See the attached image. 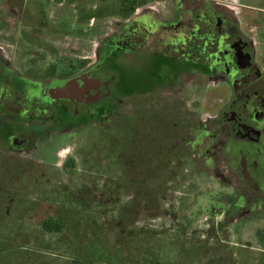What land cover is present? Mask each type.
I'll return each instance as SVG.
<instances>
[{
    "label": "rangeland",
    "instance_id": "1",
    "mask_svg": "<svg viewBox=\"0 0 264 264\" xmlns=\"http://www.w3.org/2000/svg\"><path fill=\"white\" fill-rule=\"evenodd\" d=\"M132 1L0 0V135L27 136L22 147L0 137V216L1 194L24 190L46 201L35 218L60 201L87 216L82 233L94 224L114 242L137 233L142 246L164 247L162 264H264V161L239 152L246 141L221 119L230 88L216 84L205 46L218 14L257 32L264 13L255 20L237 5L264 0H148L133 11ZM135 29L136 44L147 40L130 50ZM71 74L67 84L96 91L73 95L75 106L43 101L40 87ZM8 95L28 105L11 110ZM19 220L0 240L23 246L20 259L55 250L35 219Z\"/></svg>",
    "mask_w": 264,
    "mask_h": 264
},
{
    "label": "flooded vegetation",
    "instance_id": "2",
    "mask_svg": "<svg viewBox=\"0 0 264 264\" xmlns=\"http://www.w3.org/2000/svg\"><path fill=\"white\" fill-rule=\"evenodd\" d=\"M237 6H239L237 9H241L242 12L255 15V20H260L257 16L259 13H264V7H256L244 3H240ZM244 9H247L248 12L244 11ZM203 12V10L200 11L202 16H204ZM216 17L215 26L217 33L214 39L205 40V46L208 47L210 44L213 47L210 49L208 47V49L213 54L210 68L215 67V72L220 74L216 77V84L224 81L228 83L230 88V99L225 110L220 114L221 119L226 120L229 130L237 138L238 143L246 141V144H241L242 148L240 147L239 152H245L250 156L252 153H257V156L259 154L264 161V157H262L264 154V31H259L263 30L264 26L257 24V32H252V27L244 30L240 28L234 13L230 14V17L222 14L216 15ZM245 24L248 25L247 22ZM136 32V29L133 30L127 44L128 47L126 46L130 50L141 47L147 40V37L143 38L142 36L139 43L136 44ZM141 40L143 41L141 42ZM74 76L71 74L63 77L61 79L64 80L63 85H53L54 88L49 85L48 87H40L41 89L38 87L44 96L42 98L43 101L47 100L56 103L68 100L70 102L73 95L87 96L96 91L94 87L87 84L88 82L67 84ZM11 95H8L4 100L5 105L11 110H13L14 102L20 103L22 106L28 105V98L25 96H23L24 98L14 99ZM71 103L73 106L76 105L73 101ZM77 103H87V101L84 98L81 100L80 97V101ZM26 116L29 117L30 114L27 113ZM5 126H8V122L5 123ZM0 137L3 142H6L11 147H22L27 140V136L23 132L14 137L13 134L9 136L11 137L10 141L7 136L5 139L1 135ZM235 148H237L236 145ZM5 150L7 152V149ZM252 164L254 163L252 162ZM255 164L258 166L256 162ZM262 166H264V162H262ZM262 166L259 165V172ZM13 195L15 194L9 195L6 200L15 199L16 196ZM7 213H9L8 209Z\"/></svg>",
    "mask_w": 264,
    "mask_h": 264
},
{
    "label": "trees",
    "instance_id": "3",
    "mask_svg": "<svg viewBox=\"0 0 264 264\" xmlns=\"http://www.w3.org/2000/svg\"><path fill=\"white\" fill-rule=\"evenodd\" d=\"M147 1L133 0L132 11L135 9L136 3L137 5H143ZM43 198V196H39L35 200L31 199L26 208L29 209V219H35L34 224L37 228L45 234L53 235L55 250H46L45 252L28 251L25 258L27 262L24 264H162L160 249L164 247L157 246L155 250L154 248L150 249L149 246H142L137 233L130 234L126 241H124V235L121 233L118 242L112 240L111 235L113 236L114 233L107 232L105 224H94V228L89 225L92 230L86 228L87 233H82L79 224L85 226L89 224L83 221L87 216L77 215L69 206L62 208L60 201L53 200L48 204L53 208L55 207L53 212L51 210L50 214H43L35 218L40 207H47L43 204L46 203ZM107 235L110 236L112 241H108L110 238L106 237ZM147 241L151 242L150 239H147ZM61 242H63L65 248L64 252L59 250L58 245ZM135 253H140L145 258L146 263L140 258H133ZM14 257L23 258L24 254L14 252Z\"/></svg>",
    "mask_w": 264,
    "mask_h": 264
},
{
    "label": "crops",
    "instance_id": "4",
    "mask_svg": "<svg viewBox=\"0 0 264 264\" xmlns=\"http://www.w3.org/2000/svg\"><path fill=\"white\" fill-rule=\"evenodd\" d=\"M22 188H23V185H22ZM5 189H7V191L10 190L8 187H6ZM13 196H16L15 199H12L11 201H7L6 199L9 197V195L1 194V197H3L2 200L4 201V203L2 204V209L3 210L5 209L6 212L0 216V233L6 232L9 230L14 231L13 229L14 227L11 226V219L14 216H17L18 218L20 216V220L18 222V226L20 228L30 225V221H29L30 219L28 216L29 209L26 207H28L31 199L35 200L38 198V196L33 195V193L28 192V191L24 192V190H22L21 192H18V194L13 195ZM7 209L9 213H7ZM22 247H20L19 245L14 246L13 242L10 240H3V239L0 240V251H1L0 253L1 263L0 264H9L7 263V261H9L8 256H9V259H12V261L17 259V264H24L25 262H27L26 259H20V258L14 257V252H17V253L21 252L20 250L23 249ZM4 256L7 258L3 259ZM11 264H14V262H12Z\"/></svg>",
    "mask_w": 264,
    "mask_h": 264
}]
</instances>
